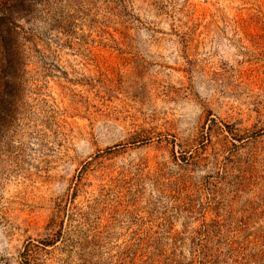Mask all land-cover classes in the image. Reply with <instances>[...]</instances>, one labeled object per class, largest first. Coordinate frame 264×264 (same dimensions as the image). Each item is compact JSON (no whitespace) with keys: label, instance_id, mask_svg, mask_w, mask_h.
Listing matches in <instances>:
<instances>
[{"label":"rangeland","instance_id":"1","mask_svg":"<svg viewBox=\"0 0 264 264\" xmlns=\"http://www.w3.org/2000/svg\"><path fill=\"white\" fill-rule=\"evenodd\" d=\"M0 264H264V0H0Z\"/></svg>","mask_w":264,"mask_h":264}]
</instances>
